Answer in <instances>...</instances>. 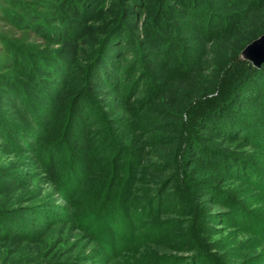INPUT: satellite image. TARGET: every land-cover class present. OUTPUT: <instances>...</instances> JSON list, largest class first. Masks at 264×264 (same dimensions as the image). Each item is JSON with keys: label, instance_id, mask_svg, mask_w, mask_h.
Segmentation results:
<instances>
[{"label": "rangeland", "instance_id": "374dc122", "mask_svg": "<svg viewBox=\"0 0 264 264\" xmlns=\"http://www.w3.org/2000/svg\"><path fill=\"white\" fill-rule=\"evenodd\" d=\"M136 1V6L127 4L136 14L130 11L123 18L119 13L123 0H0V84H5L2 75L20 81L22 86L17 89L29 95L28 101L38 114H44L50 105L51 99L45 102L40 88L28 79L25 59L19 61L12 52L16 44L21 50L43 54L42 63L52 57L63 62L62 76L65 80L72 76L64 92L53 90L59 98L57 110L50 129L44 124L48 122L46 115L45 120L41 117L44 128L38 139L42 143L30 142L26 148L0 146V264H149L158 251L170 252L165 264H195L196 259L200 260L198 264H264V230L260 228L264 226V95L252 93L260 90L257 86L244 93L239 106L241 115L234 113L248 138L224 142L214 138L207 142H223L227 152L248 160L251 164L245 175L229 176L222 168L200 162L186 164L188 169L184 165L187 174L192 171L198 184L203 185L201 192L191 190V196L186 172H181L176 189L182 200L168 197L162 208L159 206L161 215L175 214L160 233H155L153 224L160 219L164 222L168 215L161 216L156 208L147 216H126L129 202L123 204L122 199L112 201L113 207L122 212L110 213L113 207L109 208L112 205H108L111 202L107 194L120 191L125 196L128 189L141 193L152 171L143 167L138 186L131 181L137 168L133 172L129 167L117 178L112 165L100 212L94 220L86 221L102 177L101 163L108 157L113 160L114 155L124 163L131 157L135 163H156L151 155L152 140L162 134L156 125L160 119L157 111L170 107L186 92L202 90L207 96L216 95L215 90L206 89L211 71L226 67L224 72L229 73L240 65H253L244 51L264 34V0H192L191 5L180 0ZM141 2L144 8H140ZM72 7L75 12H68ZM29 10L47 19L48 25L58 27L57 37L48 38L26 28L29 22L19 23ZM56 15H62L61 19ZM117 18L119 28H126L130 34L128 50L121 48L113 55L114 71L107 73L109 77L86 84L80 74L70 69L85 65L73 61L81 57L82 43L98 50L92 26L112 28ZM161 45L163 48H155ZM96 53L89 52L87 56L92 60ZM235 89L230 86L217 95L224 102L222 111L237 110L230 100ZM84 93L97 102L86 112L87 124L77 121L70 131V120L65 122L66 109L69 102L71 107ZM82 101L86 104V99ZM92 111L95 112L89 114ZM4 114L1 119L10 129L36 132L21 113L6 110ZM216 119L227 123L221 117ZM59 123L64 124L62 133L56 126ZM213 131L214 127H209L203 135L211 136ZM47 148H55L48 159L44 156ZM77 168L85 174L74 178L72 187L66 188ZM251 171L260 175L256 183L248 180ZM85 179L82 191L77 193L75 181ZM202 182L213 184L215 189L206 190L204 185L208 184ZM138 193L134 198L139 197ZM237 211L243 214L237 216ZM247 213L251 221L242 216ZM183 233L192 234L194 252L177 247L187 241L180 237ZM197 252L211 258L200 259Z\"/></svg>", "mask_w": 264, "mask_h": 264}, {"label": "trees", "instance_id": "16d2710c", "mask_svg": "<svg viewBox=\"0 0 264 264\" xmlns=\"http://www.w3.org/2000/svg\"><path fill=\"white\" fill-rule=\"evenodd\" d=\"M136 2V0H123V2L119 5V13L122 14L121 17L126 18L130 11L135 13V10H132V8L127 4L136 6ZM180 2L186 4L187 2H189L188 4L191 5L192 0H180ZM72 8L67 9V11L75 12V7ZM140 8H144L143 2L140 3ZM103 11L104 9L99 10L100 13H103ZM80 13L81 11H77V14ZM83 13L84 11H82V14ZM56 16L55 18H59L60 20L62 15ZM65 18L66 17H64L63 19L65 20ZM18 21L19 23L26 24H28L27 22H29V26H27L26 28L33 29L34 32L40 35H48V38L53 37L54 39L59 34L58 27H52L48 25L47 19L43 18V16H41L39 13L32 10L26 11L25 16L21 17ZM118 21H120L119 18L116 19V23L112 28H109V26L107 25H105L107 27H98L95 25V27L92 26V29H94V31L96 32L94 34L98 40L97 47L98 45H100L98 50L92 47L94 45L91 46L86 42L82 43L81 49L79 50V56L81 57H77V59L73 61V64L80 63L82 65H85V67L80 68L78 67V65H74L70 69L72 73L76 72L77 75L80 74V76L85 79V83H91L92 81H96L98 79L101 81L105 77H109L107 73L109 71H114V67L111 62L113 55L115 56L118 52L117 50H120L121 48L123 50H128L127 45L130 43V34L126 30V28H119L120 23ZM49 28L52 31L51 33H48ZM69 30L70 29L65 30V33L68 34L70 32ZM13 44L15 43L13 42ZM16 45L12 46L11 50L18 57L19 61L20 58L25 59L26 62L24 64L26 65V75L28 79L31 80L37 88H40L39 94H41L40 96H42L43 98L46 97L45 102L47 101V99H51V102L49 103L50 105L47 107V109H44V114L42 113V111H40L41 113L39 112L38 114L37 109H34V106L31 105L32 103L30 104L31 101H28L29 95L26 94L25 91L23 92L22 88L17 89L18 86H22L21 82L17 79L12 78L11 76L2 75L5 79V84H0V86L3 85V87H0V146H4L6 148H14V146L16 145L26 148L30 142H36V144L43 142L40 137V139H38L40 130H43L44 128L42 127L41 123L43 122L41 119L44 117L43 115H46V117L48 118L49 123L44 122L45 125H48L46 129H50V127L53 126L52 124L54 122H52V120H54V111L57 110L56 104L59 100V98L56 97V95L53 93V90L59 88V93L61 94L66 90V86L69 80L72 79L71 76L70 78H68V80H65V76H62V70L64 68L63 62L57 61L52 57L46 63H42L40 56H43V54H35L34 52L28 51L24 48L23 50H21L19 46ZM16 48H18L19 50L16 51ZM155 48L161 49L163 48V46L161 45L158 48L156 46ZM84 52L85 55H83ZM89 52H97L96 56L92 60H90L91 56H87V53ZM247 65V68L246 66L244 67V65H240L229 73L224 72V69L226 67L222 69H214L213 71H211L208 77L209 85L206 87V89L215 90L217 92L216 95H213L211 97L207 96L206 94L201 93L202 90L199 92H186L180 94L170 107H163L157 111L160 119H158L156 125L162 134L152 140L153 142L151 155L154 156L157 160L156 163H135V158L132 157H129V161L127 163H124L122 162V160L119 161L116 155H114L115 157L113 158V160L110 157L106 158L104 160V163H101L102 165L100 167L102 177L99 179V183L94 182L95 185L98 183V189L95 191V193H93L94 205L93 208H90L91 211L89 214H87L86 221H89L90 218H93L94 220V218H96L97 214L100 212V203L106 196L104 189L108 181V175L112 170V165H114L116 168V173L118 174L117 178L120 177L122 172L128 170L129 167L133 169V172H135V168H137V174L131 181L133 185H135L136 183L138 184V186H141L140 173L142 172L143 167L145 166L149 171H152L151 175H148L145 180L143 178L144 181H147L146 184L144 183L143 187H145V189H141V193H138V191L132 189H128V194L126 193L127 195L125 196L120 191L118 193L107 192L108 196H110L109 198L111 202L110 204L108 203V205H112L109 208L113 207L112 201L114 199L115 201L122 199L124 200L123 204H127L129 202V205H127L126 208V216L131 217L139 216L140 214L147 216V214H151L156 211V208L157 212H159V210H162H158L159 206L161 205L162 208V205L166 202L168 197L170 198L173 196H177L178 200H182L180 192H178L176 189V184L178 183L179 174L181 172H186V164L193 165L196 162H200V164H207L208 166L214 167L216 169L222 168L220 170L224 171L229 176L242 177L243 175H245V173L249 171V164L251 163L243 157L237 156L231 152H227L225 148H223L222 143L224 141H232L235 139L242 140L248 138L243 128L237 124L238 117L234 115L235 112H237V115H241L239 112V110H241V107L239 106L242 103L241 100L243 99L244 93L246 91L248 92L251 86H257V88H260V90H258L257 92V90L254 88L255 90H252V93H256L255 95L259 94L260 96L264 95V63L260 67H255L250 63H248ZM238 73L242 74L239 78ZM230 86L231 88H236L234 91L235 95L233 94V96L230 97V100H232V106L236 107L237 110H230V112H227L226 109L225 111H222L224 109V102H222L221 98L217 95L219 93L225 92L226 89ZM88 94L89 93H84V95L81 94L77 99V102H73L71 104V107L69 102V105L66 109V111L68 110V112L65 116V122L66 120H70V131H72V129L75 127V123L77 121H82L87 124L86 112L89 110V106H92L95 102H97L96 99L92 98ZM85 99L86 104H84L85 101H82ZM228 108L231 109L230 106ZM6 110H8L9 113L15 112L24 115L27 122L35 127L36 132L32 133L31 131L28 132L18 131L17 129H10L7 121L1 119V117L5 115L4 113H6ZM94 112L95 111L89 112V114H93ZM220 117L223 119V122L227 123H221L219 119H216ZM89 118L92 119V117ZM63 125L64 124L61 123L56 125L60 128L59 130L61 133L62 131H64ZM209 127H214L213 132L215 134L211 136L203 135V132H205V130H207ZM214 138H219L220 140H223V142L209 145L207 142H210L211 139ZM97 144H100V142H97ZM94 145L95 147H98L96 146V144ZM116 150H119V148H117ZM51 152L55 153V148L45 149V158H47L48 154H50ZM77 169L78 170L75 171L77 173H75L74 176L72 174L69 176L66 188H69L70 183L71 181H74V178L76 179L83 175L84 170L82 168ZM186 169L188 168L186 167ZM189 172L190 173L188 174L186 172V177L188 178V180L186 181V187L188 188V190H190L189 192L191 196H193V192H201V190L199 191V189L203 185L198 184L199 180L194 178L192 171L189 170ZM259 177V173L251 171L249 172L248 180L249 182L254 181V183H256V180ZM243 179L246 178L243 177ZM85 181L86 179L83 181L80 180V182L75 181L76 186L74 188L76 191H78L77 193L82 191V185ZM201 184H208V186L204 185L206 190L212 188L215 189V186L213 184L211 185V183L209 182H202ZM70 187H72V185ZM130 188L132 187L130 186ZM202 192L206 191L204 190ZM135 193H138L139 197L134 198ZM233 208L235 209V206H233ZM117 210L118 208L113 207L109 209V212H122V210L120 209L118 211ZM158 214L161 215L160 212ZM173 214L175 213L169 212L167 214L166 212V214H162L161 216H168L165 218L164 222L162 219L157 220L156 223L153 224L154 231L152 230V232L160 233L165 226L164 224L168 223L169 218L173 217L171 216ZM241 214L243 213L238 211L236 213L237 216H240ZM242 216L248 218V221H251V219H249V213H247V215L245 216ZM117 218L118 217H116V220ZM125 218L126 217H124V219ZM108 220H110L109 217ZM240 222L243 223L244 221L242 220ZM114 223L116 224V222ZM260 228L264 230L263 225ZM133 236L135 238V235ZM182 236L185 237L187 241L186 243L177 247L185 252H190L189 250H192V252H194L196 243L192 239V234L183 233L180 237ZM169 254V251H158L153 255V257H155V260H152L149 264H165L169 259ZM196 255L197 257L199 256L198 258L200 259L211 258L210 255H206V257L203 253L199 254L197 252ZM213 257L215 258V256ZM199 261L198 259H196L197 264L199 263Z\"/></svg>", "mask_w": 264, "mask_h": 264}, {"label": "water", "instance_id": "95a60500", "mask_svg": "<svg viewBox=\"0 0 264 264\" xmlns=\"http://www.w3.org/2000/svg\"><path fill=\"white\" fill-rule=\"evenodd\" d=\"M244 54L254 66L260 67L264 63V34L249 43Z\"/></svg>", "mask_w": 264, "mask_h": 264}]
</instances>
